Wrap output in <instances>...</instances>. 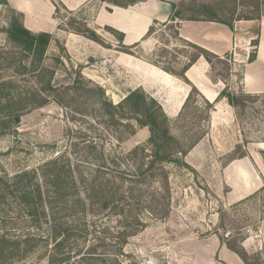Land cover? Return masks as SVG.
Returning <instances> with one entry per match:
<instances>
[{
  "label": "trees",
  "instance_id": "16d2710c",
  "mask_svg": "<svg viewBox=\"0 0 264 264\" xmlns=\"http://www.w3.org/2000/svg\"><path fill=\"white\" fill-rule=\"evenodd\" d=\"M103 1L128 8L147 0H130L125 5L120 0ZM0 5L13 15L8 27L0 30L10 43L9 47L0 45V135L15 132L14 128L26 113L55 103L68 110L72 122L88 123L89 120L92 128L102 124L115 141L107 149L99 136L90 133L91 128L68 129L67 145H54L53 156L38 167L14 174L0 171V264H26L29 259L40 264H141L125 248L131 238L153 223L171 217L170 167L190 168L186 157L208 134L214 111V104L190 83L186 71L200 58L213 69L214 61L229 58L232 64L233 56L227 54L221 58L182 39L179 27L173 26L179 17L173 10L168 22H155L145 36V39L152 36L157 24L170 27L173 36L192 51L180 73L146 60L191 86L178 115L181 119L190 104L195 103L197 112L186 125L191 135L187 144L173 134L172 120L160 103L142 89L129 92L115 104L103 87L85 79L81 73L71 83H55L56 68L46 64L53 36L26 29L23 15L10 8L7 0H0ZM250 5L258 13L256 16H239L236 5L230 10L205 5L207 18L190 20L219 22L233 29L236 21L262 19L260 0H253ZM58 7L56 4L57 13ZM225 15L231 18L221 19ZM105 29L117 35L118 51L137 56L134 50L137 51L139 44L126 46L122 33L109 27ZM72 32L103 46L96 30ZM258 47L259 37L252 42L247 63L257 59ZM227 87L218 99L227 100L237 109L238 95L247 94L233 93ZM95 112L101 113V123L94 120L99 119ZM139 128H148V140L127 153L121 151L120 144L133 137ZM245 157L242 155L228 163ZM257 200L264 213V186L235 205ZM10 206L22 211L27 223L25 232L18 234L7 228L10 224L2 212ZM226 216V210H222L216 230L221 243L245 264H264V248L250 254L244 247L247 236L243 229L227 230Z\"/></svg>",
  "mask_w": 264,
  "mask_h": 264
},
{
  "label": "rangeland",
  "instance_id": "374dc122",
  "mask_svg": "<svg viewBox=\"0 0 264 264\" xmlns=\"http://www.w3.org/2000/svg\"><path fill=\"white\" fill-rule=\"evenodd\" d=\"M129 1L120 0L124 5ZM174 1L172 4L175 6L172 9L173 13L179 14L178 20L181 21L207 18L204 10L205 5H211L219 10H230L236 5L239 16H256L258 14L251 5L249 6V4H253V0ZM260 2L262 3L260 14H264V0H260ZM95 5L98 3L94 2L77 14H70L58 5L56 17L60 28L66 31L96 30L103 43V48L120 50L116 34L103 28L96 29L91 25ZM12 17L9 9L2 5L0 30L3 31L8 27ZM224 18L230 19L231 17L225 15L221 19L224 20ZM173 26L179 27L180 24L174 22ZM152 36L157 39L158 44L151 53L141 54L136 50L134 52L145 60L180 73L191 58V49L173 36L170 27L157 24L154 26ZM0 45L10 46L4 32L0 33ZM46 64L56 68L55 83H71L81 73L85 79L103 87L109 99L115 104H118L138 83L133 74L118 68L115 60H112V68L109 71L105 70L102 55H95V58L91 59H87L86 54L79 58L70 57L60 39L51 43L47 52ZM230 69L229 58L216 60L211 75L213 79L225 80L228 90L232 86H234V90H237L239 87L238 76L231 78ZM234 69L237 75H240L241 63H238ZM150 90L154 91V89ZM155 95L165 99L168 92L157 90ZM238 96L240 104L236 109L234 124H231L226 130L221 127L216 140L207 139L194 147L186 157L190 168L170 167L171 217L167 221L153 223L144 232L131 238L125 248V251L134 255L141 264H194L196 254L205 252L212 246L214 238H218L216 230L219 227L222 210L227 212L225 218L227 230L243 229L247 236L244 247L250 254L264 248V235L261 233L264 213L261 211V202L259 200L247 202L238 205V207L235 205L236 203L226 205L223 202V197L229 188L222 183L220 173L229 161L246 155L262 165L264 164V95L246 96L241 94ZM163 108L172 120L173 134L184 139L188 144L191 135H188L186 125L190 124L192 115L197 112L195 103L190 104L181 119L174 115L178 107L164 106ZM67 112L68 110L65 108L51 103L44 108L23 115L19 125L14 128L15 132L4 136L0 135V171L14 174L24 169L30 170L38 167L47 158L53 156L54 145L57 147L67 145L68 129L86 130L91 128L90 133L93 136H99V141L104 143L107 149H110L111 143L115 141L110 133L104 130L105 126L102 124L93 125L95 129L89 126L88 123L91 122L89 120L88 123L72 122ZM93 114L101 116V113ZM94 120L101 123L100 117ZM149 135L148 128H139L137 133L120 144L119 148L127 153L135 146L145 143ZM221 146H224V149H220ZM229 147L233 148L232 151L224 154V150ZM2 217L9 221L10 225L7 228H11L18 234L26 231L27 223L19 208L12 206L5 208ZM218 233L220 235L223 233L222 228ZM26 264L40 263L29 259Z\"/></svg>",
  "mask_w": 264,
  "mask_h": 264
},
{
  "label": "crops",
  "instance_id": "0c3cea01",
  "mask_svg": "<svg viewBox=\"0 0 264 264\" xmlns=\"http://www.w3.org/2000/svg\"><path fill=\"white\" fill-rule=\"evenodd\" d=\"M7 2L10 8L23 15V24L26 29L36 34H51L52 43L60 39L70 57L79 58L86 54L87 59H91L95 58V55H102L103 65L107 71L113 66L112 60H115L118 68L135 76L138 83L131 91L142 89L156 99L162 107H178L174 115L178 116L181 112L191 90L190 85L149 63L142 56L103 48L82 35L61 29L56 17V4L62 5L70 14H77L96 2L98 5L94 6L91 20L94 28L115 29L124 35V45L139 44L137 51L141 54H149L156 48L158 41L153 36L146 39L145 36L155 22L163 24L169 21L174 0H147L128 8L114 6L103 0H7ZM179 33L182 39L221 58L227 54L233 56L231 78L238 76L239 87L237 90L233 89L234 86L229 87L231 92L243 91L247 95H264V17L261 20L236 21L233 29L219 22L187 20L179 26ZM257 37H259L257 59L247 63L252 51V42ZM238 63L243 66L241 75H237L234 69ZM211 71V65L204 58H200L186 71V77L190 83L206 100L214 104L208 134L199 144L207 139L216 140L221 127L226 130L236 120V109L227 100L218 99L228 84L221 79L214 80ZM156 89L166 90L167 98L156 97ZM128 94L129 92L123 98ZM222 148L224 149V146L220 147ZM232 149L229 147L223 153H229ZM220 174L222 183L229 188L223 197L226 205L235 204L264 186V164L250 157L228 163ZM261 233L264 235V223ZM214 239L210 248L196 254L194 264H245L238 255L221 243L219 237Z\"/></svg>",
  "mask_w": 264,
  "mask_h": 264
},
{
  "label": "built area",
  "instance_id": "2783aa9c",
  "mask_svg": "<svg viewBox=\"0 0 264 264\" xmlns=\"http://www.w3.org/2000/svg\"><path fill=\"white\" fill-rule=\"evenodd\" d=\"M175 23H179L180 25L183 23L181 20H176Z\"/></svg>",
  "mask_w": 264,
  "mask_h": 264
},
{
  "label": "water",
  "instance_id": "95a60500",
  "mask_svg": "<svg viewBox=\"0 0 264 264\" xmlns=\"http://www.w3.org/2000/svg\"><path fill=\"white\" fill-rule=\"evenodd\" d=\"M1 1H3V0H1Z\"/></svg>",
  "mask_w": 264,
  "mask_h": 264
}]
</instances>
